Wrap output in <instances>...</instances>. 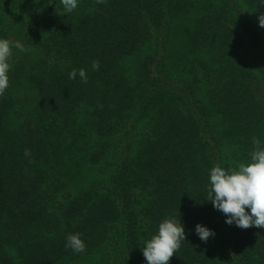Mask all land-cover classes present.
<instances>
[{
  "label": "trees",
  "instance_id": "1",
  "mask_svg": "<svg viewBox=\"0 0 264 264\" xmlns=\"http://www.w3.org/2000/svg\"><path fill=\"white\" fill-rule=\"evenodd\" d=\"M55 9L0 0V39L26 49L0 95V264H147L145 242L177 213L186 238L169 264H264V229L206 200L215 164L264 145V0ZM75 233L82 253L66 247Z\"/></svg>",
  "mask_w": 264,
  "mask_h": 264
},
{
  "label": "clouds",
  "instance_id": "2",
  "mask_svg": "<svg viewBox=\"0 0 264 264\" xmlns=\"http://www.w3.org/2000/svg\"><path fill=\"white\" fill-rule=\"evenodd\" d=\"M105 2L106 0H96L98 4ZM60 3L63 5V13H70L77 8V0H60ZM56 13L63 15L59 10H56ZM258 22L259 26L264 28V13L258 16ZM13 47L21 52L26 50L20 41L0 39V95H3L9 86L7 73L11 67ZM92 68L98 70L99 61L93 60ZM78 74L81 81L87 83L85 69H79ZM76 76L77 69H72L69 78L75 79ZM252 143L254 148L250 153L249 163L241 162L237 168L222 167L219 163L214 165L209 173L206 200L226 216V224L234 223L241 229L253 226L264 229V145L256 137H253ZM24 154L31 155L28 149H25ZM179 215L177 213L165 218L159 224L157 233L145 242L142 254L147 264H169L170 258L181 247V242L185 241V228ZM195 232L204 242L215 235L214 231L200 224L195 226ZM66 239V247L71 248L73 252L85 251L86 245L80 233L69 234Z\"/></svg>",
  "mask_w": 264,
  "mask_h": 264
}]
</instances>
